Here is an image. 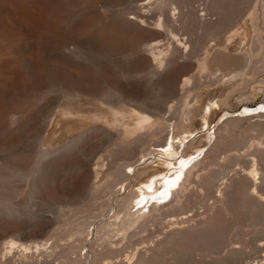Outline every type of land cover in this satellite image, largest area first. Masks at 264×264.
I'll return each mask as SVG.
<instances>
[{"label": "rangeland", "instance_id": "1", "mask_svg": "<svg viewBox=\"0 0 264 264\" xmlns=\"http://www.w3.org/2000/svg\"><path fill=\"white\" fill-rule=\"evenodd\" d=\"M5 27L25 29L28 35L22 32L24 36L12 39L4 34ZM153 40L170 49L162 67L148 51ZM199 59H207L211 71L199 72ZM188 74L194 78L187 87L183 82ZM243 74L241 90L229 98L233 104L222 105L205 123L210 101L223 102L232 76ZM76 89L78 99L72 96ZM112 89L140 93L149 109L161 108L165 116L167 105L185 94L196 103L198 117L155 137L152 145H159L150 152L143 154L140 143L119 147L116 130L75 113L89 110L99 94L116 98L109 93ZM260 113L264 0H0V246L13 237L34 243L55 241L57 235L67 246L72 238L68 228L62 234L61 212L88 200L96 182L105 183L130 158L132 170L119 196L142 188L136 209L147 206L149 212L158 200L163 207L149 218L145 215L146 226L138 222L110 247H99V253L104 247L102 259L94 258L91 228L72 255L76 264H264ZM234 116L243 119L242 132H220ZM210 152L214 154L208 158ZM204 160L212 167L208 165L200 181L188 184L185 179L189 186L174 201L176 186L167 189V180L178 175L184 162ZM96 167L101 174L97 178ZM252 167L258 172L255 177L248 173ZM95 206L97 221L116 212L106 214ZM107 247L113 251L106 253ZM1 260L6 264L0 251ZM43 264L66 263L53 256Z\"/></svg>", "mask_w": 264, "mask_h": 264}, {"label": "bare ground", "instance_id": "2", "mask_svg": "<svg viewBox=\"0 0 264 264\" xmlns=\"http://www.w3.org/2000/svg\"><path fill=\"white\" fill-rule=\"evenodd\" d=\"M156 22L158 23V21H156ZM129 23L130 22H128V24ZM162 24H163V21H162ZM144 25H145V23H144ZM146 25H148V23H146ZM158 25H161V23H158L157 26ZM163 26H164V24H163ZM155 27H156V25H155ZM159 28H161V27H159ZM5 29H4L5 30L4 34H7V36H11L12 39L13 38L14 39H16V38L18 39V38L24 36L23 34H25V36L28 35L27 30H25V29H21V32L15 31L12 28L11 29H7L5 27ZM24 30H25V32H24ZM22 32H23V34H22ZM19 34H21V35H19ZM134 37H135V35H134ZM244 39H245V37H244ZM38 41H39V39H38ZM261 41H263V40H261ZM160 43L161 42L159 40H157V41L153 40V42L148 44V46H149L148 51L151 52V54H152L151 56H152V59H153L154 63H156V64H158V66L162 67V65H163V63L165 61V57L169 53L168 50H170V49H169V47H168L167 50H166V48H161ZM38 44L39 45L41 44L40 41L38 42ZM170 47H171V45H170ZM255 51H256V49H255ZM246 55H248L250 57L252 54H251L250 51H248V54H246ZM242 60H244V59H242ZM222 61H224V60H222ZM218 63H219V61H218ZM228 64H230V63H228ZM231 64H234V66H235V65L238 64V62L234 61ZM237 67H239V66H237ZM218 68H220V67H218ZM198 69H199V72L211 71V66H210L209 61H207V59L206 60L203 59V61L200 60V62L198 63ZM185 72H188V71H185ZM199 72L197 71L198 74H199ZM191 75L192 74H190V75L188 74V76H185V78H184V82L183 83L187 87H188L187 84L190 85L191 84L190 82L194 78V76H191ZM225 75H226V73H225ZM244 75H246V74L233 75L232 76V78L230 79V81L228 83V84H230L229 86H231L229 88L230 90L226 93V98L224 99L223 102L219 101V102L211 103V101H210V105H208V107H207V113L204 116L205 123H207V121L210 122L209 116L210 115L212 116L216 112H218L221 109L222 105H224V104L225 105H229V103L233 104V102H229V98H230L231 95H233V93L235 94V92L238 90L239 86L243 83L240 80L242 79V77ZM182 85L183 84H181V89L182 88L186 89V87L184 85L182 87ZM185 89L183 91H185ZM240 90H238V91H240ZM79 91H78V93H76V92L74 93V91H73V94L70 93L69 95L72 94V96H74L75 99H78L79 96L81 97V95L79 94ZM177 92L180 93L179 90ZM109 93L114 94L116 96V98L109 100V99L105 98V95H100L99 94V97L97 96L98 101L94 102L92 104L90 103L91 107H90L89 110L85 109L86 110L85 111V110H78L77 109V111L75 113L78 114V116L79 115H82V116L86 115V117H88V119H90L92 122L103 121L108 126H110L112 129L116 130V132L118 133L117 134L118 137L116 138L115 144L119 145V147H121V146L122 147L123 146H125V147H127V146L129 147L130 146L131 147V145L136 144V143H140V146H145V149L143 150V154L145 152H147L148 150L150 152V149L153 148L152 146L159 145V143H157V141H156L157 144L154 143L153 145H152V142L155 139V137L159 136L165 130H167L168 128H175V126L176 127L180 126L184 122L186 123V121L193 120V119H196L198 117V113L197 112H198L199 109L196 110V103L195 104L192 103L193 98H192V100H189V98L187 96H185V94H182L181 96L179 95L180 97L176 100V102L174 100V103L171 102L172 104L167 105V112L166 113H169V114L167 116H165L166 114L164 113V110H162L161 108L156 107L155 109H149L148 105L146 104V101L141 98L140 93H131V92H128V91L126 92L125 90H121V89H112V90H110ZM170 94H171L170 97L174 96L173 92H171ZM97 95H98V93H97ZM165 107H166V104H165ZM66 108H67V106H66ZM82 109H84V108H82ZM200 110H203V107ZM252 111H254V110H252ZM252 111L251 110H244L243 113H248V112H252ZM73 113H74V111L72 110V108L67 110V114H70V116ZM258 116L260 118H262L264 116V114L260 113V114H258ZM252 117H254V116H252ZM223 124H224V126L219 127L218 130L219 131L221 130L220 132H228V133H235V132L236 133L237 132L241 133L242 132L241 130H243V125H244L243 124V119L238 117V116H234V117L228 118L226 121H224ZM114 130H111V131H114ZM111 138H113V134L111 135ZM158 139H160V138H158ZM240 140H241V138H240ZM158 141H160V140H158ZM210 141H211V138L209 140H207L206 143L209 144ZM152 151L154 152V150H152ZM152 151H151V154L153 153ZM47 153H49V152H47ZM140 153H141V150H140ZM211 154H214V153L210 152V154H208L209 155L208 158L210 157ZM40 159L38 160V163H40ZM188 161H190V160H188ZM188 161L186 163L184 162V164L181 165V167H180L181 171H179L180 173L177 172L178 175H176V177H174V179L172 178L173 180L171 178L169 180L166 179L167 180V182H166V188L167 189L169 188V190H171L172 187L176 186L174 191L176 192L177 196L175 197L174 201H179L181 196H182L181 195L182 193L180 194L179 192H181V191L183 192L184 190L186 191L187 187L189 186V185L187 186V183H184L185 179L188 182V184H192V183L196 182L197 180L200 181L202 179V177H204V174L206 172L205 170L208 169V165L210 164L209 161H208L209 164H207L205 160L202 161L203 162L202 164H198L196 162H195V164L194 163L190 164V162H188ZM97 164H99V163H97ZM100 164H102V162ZM131 165H133V162H132V160L130 158L129 159H124L123 162L121 161V164L117 167L118 170L117 169H116L117 171L115 170V174L114 175H109L110 178L108 177L109 179L107 178V181L105 183L102 182V184H100V183L97 184V182H96V184L93 187L95 189L91 190V195L89 196L88 200H85L83 203L79 204L78 206H72V207H68L67 206L68 208L61 212L62 213V216H61L62 219H61V222H60V224H61V228L60 229L62 230V234L64 233L63 229L65 230V229L68 228V229H70L69 230L70 233H71L70 237L72 238L71 239L72 242L67 243V246L65 244H64L65 246H63L64 242L62 243V242L58 241V238H57L58 235L56 236L55 241L53 240V241L50 242L49 241L50 239L49 240L47 239V240H45L43 242H38L37 240H36L37 242H34V240H33L34 243L20 241V240L15 239L13 237V238H9V239L5 240L3 242V244L0 246L1 259L5 258L6 264H9L11 260L16 262L17 264H31V263L33 264V262L35 260H36L35 261L36 263L43 264L44 262L47 263L48 257H53L54 256V259L56 258V259H58V261H59V259H61V261H63V263L76 264L77 262H76L74 257H73L74 259L72 258V255L76 253L75 250H76V248L78 246H81V248H82L83 243L86 240L87 231L88 230L90 231L91 228H93V227H94L95 230L93 231L94 235L92 236V239H91V245L94 248V249L92 248L93 251H94V254H95L94 258L99 257V259H102L104 257L103 254H105V253H103L104 252V247L108 246L109 244H114L115 242H114L113 239L116 236H121L123 238L127 234L128 230H130V228H132L133 226L137 225L138 222L143 223L145 221V215H147V217L149 218L150 214L155 209L158 208L160 210L163 207L160 204L161 202H159V200H158L157 203L153 202L154 203L153 205H154L155 208L153 206L149 207V212L148 211L146 212L147 206H146V209H144L145 207L144 208L139 207L138 209H136L135 206H136V202H137V196H138L139 190H140V192L143 191L142 188H137L136 192L134 190V192L130 193L129 195H128V192H127L126 196L123 195V194H121L119 196V194H120L119 191L123 190L124 186L127 185L125 182L127 181L128 177H129L128 173H129V170L132 168V167L130 168ZM219 166H221V165H219ZM133 167H135V166H133ZM211 167H212V165H211ZM99 172H100V169L98 167H96L95 170H94L96 178L101 175ZM248 173H249V176L250 175H254L252 177H255V175L258 172H257V169L255 167L254 168L252 167V169H249ZM111 174H112V172H111ZM183 176H185V178H183ZM105 177H106V174H105ZM96 178H95V181H96ZM181 184H184V185L182 186ZM172 185H174V186H172ZM180 185L182 187H180ZM117 186L119 187L118 190L116 189ZM133 189H135V188H133ZM179 189H181V190H179ZM174 191H172V194H173ZM124 192H126V191H124ZM117 196H119L120 198H117ZM115 198H117L119 200L116 201ZM114 202L115 203L118 202V204L116 205L117 208L114 207L115 206ZM141 203L142 202H139V206L142 205ZM174 204H173V206H174ZM181 204L183 205L182 202H181ZM95 205H98L99 208H103L102 211L103 212L106 211V214H110V211L111 210L113 211L114 209H115L116 212L114 211L115 214L113 213L112 216L109 217V219H106V220H103V221H99V220L97 221L96 219H97V217L100 214H98V215L93 214V210L95 208L97 209V207ZM94 206H95V208H94ZM142 206H144V205H142ZM148 218H146V219L148 220ZM73 220H75V221H73ZM142 225L146 226L145 222H144V224H140L139 226H142ZM96 227H97V229H96ZM65 235H66V232H65ZM82 236H84V239H81ZM122 238H120V239H122ZM120 239H116L115 241L118 242ZM102 245H105L103 247V252L99 253V249L98 248L101 247ZM108 247H110V246H108ZM110 249L111 248H108V251H105V252L106 253L107 252H112L113 248H112V250H110ZM114 249H115V247H114ZM80 256H81V253H80ZM132 256H134V255L132 254ZM108 257L110 258V255H108ZM128 257H129V255H128ZM83 258H84V256H83ZM85 258H86V261H87L88 260L87 259L88 258L87 255H85ZM130 258L133 259L132 257H130ZM130 258H128V259H130ZM91 261H92V259H91ZM2 262L3 261L1 260L0 263H2ZM84 263L86 264V263H88V261L87 262L84 261Z\"/></svg>", "mask_w": 264, "mask_h": 264}]
</instances>
